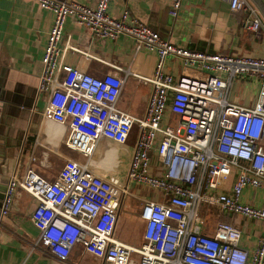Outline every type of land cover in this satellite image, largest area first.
<instances>
[{"label":"built area","instance_id":"2783aa9c","mask_svg":"<svg viewBox=\"0 0 264 264\" xmlns=\"http://www.w3.org/2000/svg\"><path fill=\"white\" fill-rule=\"evenodd\" d=\"M33 1L51 14L52 22L40 59L37 92L45 95L41 117L46 123L67 126L64 146L82 159H65L53 181L26 168L20 178L5 184L0 202V222L9 211L15 190L31 197L35 207L30 222L37 232L35 244L58 262H65L71 249L83 251L106 264H264V195L240 202L244 189L264 192V59L237 55L204 54L170 44L158 33L123 10L120 19L107 12L109 0L92 5L56 0ZM221 11L241 14V26L256 33L263 28L253 7L245 0H218ZM180 0H171L168 14L175 18ZM66 18H72L96 40L129 37L135 50L154 53L156 62L145 116L136 120L120 112L115 103L124 78L119 70L99 78L88 74L89 57L81 54L73 67L59 62L58 44ZM167 57L184 67L206 74L173 77L163 71ZM234 77L258 84L251 107L227 101ZM165 114L177 125H163ZM132 125L139 129L125 174L126 185L96 176L89 159L99 139L124 144ZM158 141L157 154L166 171L154 177L148 153ZM234 174L229 194L216 193ZM137 184L161 194L164 202L140 203L142 243L131 248L113 239L117 211L128 197L127 184ZM210 205L219 212L260 222L262 235L254 248L239 245L240 231L217 223L210 235L200 233L203 219L199 206ZM1 226V223H0ZM136 258V262L133 258Z\"/></svg>","mask_w":264,"mask_h":264},{"label":"crops","instance_id":"0c3cea01","mask_svg":"<svg viewBox=\"0 0 264 264\" xmlns=\"http://www.w3.org/2000/svg\"><path fill=\"white\" fill-rule=\"evenodd\" d=\"M56 1L83 5L94 2ZM170 1L109 0L107 12L111 17L120 19L123 10H126L127 18L136 19L170 44L190 51L264 59V0H245L255 9L263 25L256 33L242 28L240 13L225 9L221 11L218 0H180L175 18L168 14ZM51 22V14L38 9L33 1L0 0L1 197L7 181L11 177L20 178L29 167L46 181H53L64 160L69 157V150L64 146L68 128L66 125L59 127L46 123L42 119L41 110L46 96L37 92L40 59ZM66 45L73 51L61 53L59 62L63 65L73 67L83 54L89 57L87 72L95 78L118 69L116 74L124 80L115 107L133 119L144 118L151 86L142 80L150 78L153 73L156 62L154 53L135 50L133 41L123 35L113 40H96L72 18H66L63 23L58 47L62 50ZM163 71L173 77L206 74L194 67H184L180 60L172 57L163 61ZM232 80L227 101L241 107H251L257 96L258 84L249 78L239 80V94L229 100ZM162 124L175 127L177 119L165 114ZM121 145L99 139L89 159L90 171L102 179L126 185L125 174L132 149L127 151ZM157 147L158 141H155L148 153L149 171L152 176L161 177L166 171L165 162L168 159L162 161ZM71 157L72 160L82 161L77 154ZM119 175L123 179H117ZM233 175L216 193L229 194ZM126 188L128 200L124 198L119 204L113 239L121 245L135 248L142 243L143 222L139 218V203L142 200L158 203L165 200L161 194L150 193L144 186L132 183L127 184ZM247 192L246 189L242 191L239 201L257 204L251 198L254 196L257 199L261 195H246ZM35 204L24 192L15 190L9 211L0 222V264H106L85 253L79 245L71 249L67 260L62 263L37 246V232L30 222ZM215 213L217 223L231 225L240 231V247L248 252L254 248L256 240L262 235L260 222L220 213L218 209ZM220 219L225 221L221 222ZM133 261L136 262L135 257Z\"/></svg>","mask_w":264,"mask_h":264},{"label":"rangeland","instance_id":"374dc122","mask_svg":"<svg viewBox=\"0 0 264 264\" xmlns=\"http://www.w3.org/2000/svg\"><path fill=\"white\" fill-rule=\"evenodd\" d=\"M242 80L238 77H234L232 80V87L230 89L229 92V96L228 99L230 100V98H234V96H237L239 94V87L241 85V81ZM139 129L136 125H132L131 130L129 132L128 138L126 143L122 146L124 147V149H126L127 151H129L130 149L133 150L134 146H135V142H136V137L138 135ZM68 155H69V159L72 158L71 156H74L75 154L71 151H68ZM117 179H123L122 175H119ZM150 193L153 192L151 189L146 188ZM248 190L247 194L249 193L252 194L254 193L256 196L262 195L263 192H260L259 190H255V189H246ZM140 206V203H139ZM216 207L210 206V205H200L199 206V214H200V218L203 219L202 223L200 224V233L205 234V233H212L215 225H216ZM208 234V235H210Z\"/></svg>","mask_w":264,"mask_h":264},{"label":"trees","instance_id":"16d2710c","mask_svg":"<svg viewBox=\"0 0 264 264\" xmlns=\"http://www.w3.org/2000/svg\"><path fill=\"white\" fill-rule=\"evenodd\" d=\"M125 200H128V198H126ZM221 222H224L225 220L224 219H220Z\"/></svg>","mask_w":264,"mask_h":264},{"label":"water","instance_id":"95a60500","mask_svg":"<svg viewBox=\"0 0 264 264\" xmlns=\"http://www.w3.org/2000/svg\"><path fill=\"white\" fill-rule=\"evenodd\" d=\"M1 195V194H0ZM1 197V196H0Z\"/></svg>","mask_w":264,"mask_h":264}]
</instances>
